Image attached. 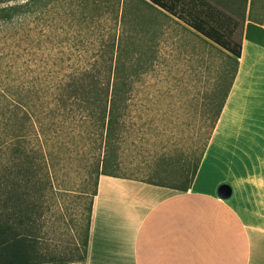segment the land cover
<instances>
[{
	"label": "trees",
	"instance_id": "obj_1",
	"mask_svg": "<svg viewBox=\"0 0 264 264\" xmlns=\"http://www.w3.org/2000/svg\"><path fill=\"white\" fill-rule=\"evenodd\" d=\"M0 1L7 2L0 5V25L13 29L20 28L27 13L41 12L43 3ZM150 1L224 50L223 66L204 94L210 113L204 142L208 146L238 72L246 12L242 11L240 24L224 8L204 4V0ZM129 20L124 6L120 34L109 36L97 56L72 70L48 65L54 53L41 51L39 33L11 38L9 58L0 68V264L84 262L100 176L131 177L116 173L123 169V147L132 133L128 123L131 99L137 81L153 67L156 56L151 50L155 45L151 28ZM24 41L27 45L21 51ZM4 57L0 56L1 62ZM68 138H83L97 150L91 165L95 188L90 192L93 197L85 234L60 253L44 246L42 229L46 213L54 208V159L62 157V150L54 146H66ZM202 158L181 163L173 173L157 174L161 181L140 180L189 189Z\"/></svg>",
	"mask_w": 264,
	"mask_h": 264
},
{
	"label": "rangeland",
	"instance_id": "obj_2",
	"mask_svg": "<svg viewBox=\"0 0 264 264\" xmlns=\"http://www.w3.org/2000/svg\"><path fill=\"white\" fill-rule=\"evenodd\" d=\"M6 3L0 1V5ZM208 3L224 8L240 24L242 11L245 23L264 20V0H204ZM124 6L130 23L139 20L151 28L156 61L136 83L128 116L132 133L123 147V169L116 173L161 181L157 174L173 173L181 163L204 156L210 129L204 94L211 89L225 56L221 47L183 19L150 0H43L41 12L24 15L20 28L0 25V56L5 55L0 68L7 63L13 36L39 33L41 51L54 53L53 60L48 56V65L72 70L97 56L109 36L120 34ZM22 44L21 51L27 43ZM68 139L66 146H54L62 150V157L54 159V208L46 213L42 229L44 246L60 253L85 234L90 192L95 188L91 165L97 150L83 138ZM76 263L82 262L69 264Z\"/></svg>",
	"mask_w": 264,
	"mask_h": 264
},
{
	"label": "crops",
	"instance_id": "obj_3",
	"mask_svg": "<svg viewBox=\"0 0 264 264\" xmlns=\"http://www.w3.org/2000/svg\"><path fill=\"white\" fill-rule=\"evenodd\" d=\"M241 52L190 188L102 174L76 264H264V20L246 21Z\"/></svg>",
	"mask_w": 264,
	"mask_h": 264
},
{
	"label": "water",
	"instance_id": "obj_4",
	"mask_svg": "<svg viewBox=\"0 0 264 264\" xmlns=\"http://www.w3.org/2000/svg\"><path fill=\"white\" fill-rule=\"evenodd\" d=\"M218 192L222 197H229L233 193V188L231 184L224 182L219 185Z\"/></svg>",
	"mask_w": 264,
	"mask_h": 264
}]
</instances>
